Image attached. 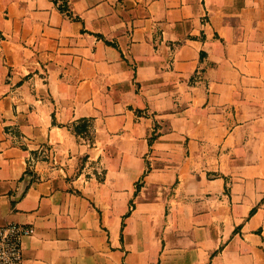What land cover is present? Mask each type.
Listing matches in <instances>:
<instances>
[{"label":"crops","instance_id":"1","mask_svg":"<svg viewBox=\"0 0 264 264\" xmlns=\"http://www.w3.org/2000/svg\"><path fill=\"white\" fill-rule=\"evenodd\" d=\"M7 222L23 264H264V0H0Z\"/></svg>","mask_w":264,"mask_h":264},{"label":"built area","instance_id":"2","mask_svg":"<svg viewBox=\"0 0 264 264\" xmlns=\"http://www.w3.org/2000/svg\"><path fill=\"white\" fill-rule=\"evenodd\" d=\"M34 231L29 223L0 224V264H23V240Z\"/></svg>","mask_w":264,"mask_h":264},{"label":"trees","instance_id":"3","mask_svg":"<svg viewBox=\"0 0 264 264\" xmlns=\"http://www.w3.org/2000/svg\"><path fill=\"white\" fill-rule=\"evenodd\" d=\"M61 7H63V6H61ZM88 122L89 121L87 118H85V117L80 118L79 121L71 127L72 131H74L76 134L81 133L85 128L88 127V124H89ZM153 137H154V135L151 138H153Z\"/></svg>","mask_w":264,"mask_h":264},{"label":"rangeland","instance_id":"4","mask_svg":"<svg viewBox=\"0 0 264 264\" xmlns=\"http://www.w3.org/2000/svg\"><path fill=\"white\" fill-rule=\"evenodd\" d=\"M87 129H88V128H85V129L83 130V132H84V133H87Z\"/></svg>","mask_w":264,"mask_h":264}]
</instances>
